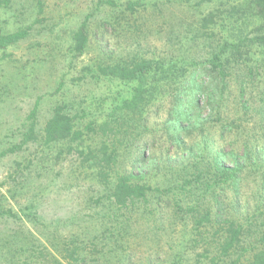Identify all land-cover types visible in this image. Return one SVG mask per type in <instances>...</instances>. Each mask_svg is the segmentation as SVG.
<instances>
[{"label":"rangeland","instance_id":"obj_1","mask_svg":"<svg viewBox=\"0 0 264 264\" xmlns=\"http://www.w3.org/2000/svg\"><path fill=\"white\" fill-rule=\"evenodd\" d=\"M263 115L264 2L0 0V264L254 262ZM231 152L235 187L214 168ZM120 178L145 195L116 202Z\"/></svg>","mask_w":264,"mask_h":264},{"label":"trees","instance_id":"obj_2","mask_svg":"<svg viewBox=\"0 0 264 264\" xmlns=\"http://www.w3.org/2000/svg\"><path fill=\"white\" fill-rule=\"evenodd\" d=\"M257 3L264 2V0H256ZM19 36L12 35L9 37L10 40L8 42H14L18 39ZM116 75H120L125 77L127 75L125 72L119 70L111 71ZM206 83V82H205ZM203 84L197 82V78L193 76L190 77L188 82V90H185V96L181 97L177 106L174 108V120H173V129L171 131L173 137L177 138L180 135V132L183 130L181 126L182 123H190L193 116H195V112H197L200 108V97L203 94ZM213 89H210L209 94L207 95V101L212 104L213 101ZM48 134L52 135L53 138L66 137L70 132V127L68 123L64 122V117H58V115H54L46 125L45 128ZM263 133H264V115H263ZM218 156L219 159H215L214 168L219 172L220 175L224 178L225 181H230L231 185L235 187L237 183L240 181V174L242 173V167L240 165V158H237L233 152L229 154H224ZM229 162L232 166H225V162ZM129 178H120L115 184L114 187V197L116 202L124 203L128 198L132 199L134 197L144 196V186L139 184H133L129 182ZM261 189L264 193V174L261 180ZM220 211V206H219ZM263 253L260 254V257H256L254 262H249L248 264H264Z\"/></svg>","mask_w":264,"mask_h":264}]
</instances>
